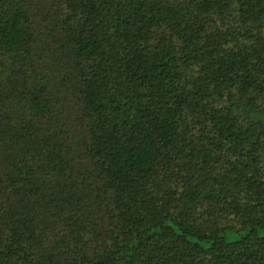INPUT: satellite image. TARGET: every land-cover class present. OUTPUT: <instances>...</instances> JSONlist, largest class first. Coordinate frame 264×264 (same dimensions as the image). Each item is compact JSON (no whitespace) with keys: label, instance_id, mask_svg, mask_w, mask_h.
Listing matches in <instances>:
<instances>
[{"label":"trees","instance_id":"16d2710c","mask_svg":"<svg viewBox=\"0 0 264 264\" xmlns=\"http://www.w3.org/2000/svg\"><path fill=\"white\" fill-rule=\"evenodd\" d=\"M0 264H264V0H0Z\"/></svg>","mask_w":264,"mask_h":264},{"label":"rangeland","instance_id":"374dc122","mask_svg":"<svg viewBox=\"0 0 264 264\" xmlns=\"http://www.w3.org/2000/svg\"><path fill=\"white\" fill-rule=\"evenodd\" d=\"M240 238V234H232V233H228L226 235V240L228 242H233V241H236Z\"/></svg>","mask_w":264,"mask_h":264}]
</instances>
